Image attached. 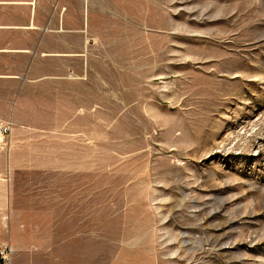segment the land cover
<instances>
[{"label":"rangeland","instance_id":"obj_1","mask_svg":"<svg viewBox=\"0 0 264 264\" xmlns=\"http://www.w3.org/2000/svg\"><path fill=\"white\" fill-rule=\"evenodd\" d=\"M47 95L7 226L81 264H264V0H81V79Z\"/></svg>","mask_w":264,"mask_h":264},{"label":"crops","instance_id":"obj_2","mask_svg":"<svg viewBox=\"0 0 264 264\" xmlns=\"http://www.w3.org/2000/svg\"><path fill=\"white\" fill-rule=\"evenodd\" d=\"M77 79H81V0H0V124H10L0 162L11 164L13 148L27 145L23 142L29 139L27 134L42 129L38 116L48 110L43 111L46 103L39 99L51 96L55 83ZM52 107L53 103L51 115ZM6 181V172L0 170V245H11L12 264H81L80 244L67 259L59 245L40 246L29 231L31 224L23 223L32 222L28 217H16L7 226ZM15 187L16 194L31 193L21 184ZM21 201L19 197L17 203Z\"/></svg>","mask_w":264,"mask_h":264},{"label":"built area","instance_id":"obj_3","mask_svg":"<svg viewBox=\"0 0 264 264\" xmlns=\"http://www.w3.org/2000/svg\"><path fill=\"white\" fill-rule=\"evenodd\" d=\"M10 124H0V137L9 134ZM13 249L9 243L0 245V264H12Z\"/></svg>","mask_w":264,"mask_h":264}]
</instances>
